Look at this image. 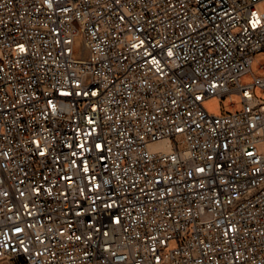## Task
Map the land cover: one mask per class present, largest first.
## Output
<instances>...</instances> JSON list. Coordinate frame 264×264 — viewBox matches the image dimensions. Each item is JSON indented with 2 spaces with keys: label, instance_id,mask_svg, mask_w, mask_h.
I'll return each instance as SVG.
<instances>
[{
  "label": "built area",
  "instance_id": "1",
  "mask_svg": "<svg viewBox=\"0 0 264 264\" xmlns=\"http://www.w3.org/2000/svg\"><path fill=\"white\" fill-rule=\"evenodd\" d=\"M261 1L0 0V264H264Z\"/></svg>",
  "mask_w": 264,
  "mask_h": 264
},
{
  "label": "rangeland",
  "instance_id": "2",
  "mask_svg": "<svg viewBox=\"0 0 264 264\" xmlns=\"http://www.w3.org/2000/svg\"><path fill=\"white\" fill-rule=\"evenodd\" d=\"M257 8L260 11L264 12V0L259 2ZM260 62H264V51L258 52L256 54V60L254 61L253 65H252V71L255 72L259 76H263L264 73L258 71V64ZM251 79H252L251 77H246L244 79V81L250 82ZM256 94H257V96L264 98V94L261 93L259 88H257ZM231 99L233 101L239 102L240 96L239 95H233ZM231 99H230V97H226L224 99H221L218 97H210V98H207L204 100L203 107L210 114L222 115V114H225L227 112H230V110L227 108V105L229 104ZM240 109H241V106L239 105L237 110H240ZM177 245H178L177 240H172L170 242V246L167 248V251H169L172 248H175ZM5 264H8V263H5Z\"/></svg>",
  "mask_w": 264,
  "mask_h": 264
}]
</instances>
